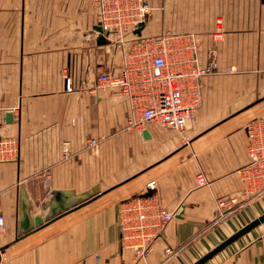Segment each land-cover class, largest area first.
Masks as SVG:
<instances>
[{"label": "crops", "instance_id": "0c3cea01", "mask_svg": "<svg viewBox=\"0 0 264 264\" xmlns=\"http://www.w3.org/2000/svg\"><path fill=\"white\" fill-rule=\"evenodd\" d=\"M149 1L142 35H191L203 62L211 50L219 62L201 78L202 103L183 131L130 126L126 98L99 87L123 57L113 35L98 42L97 0H0V137L16 147L0 161V264H191L264 213V195L223 215L217 202L241 195L246 126L264 116V2ZM151 179L176 214L138 258L121 244L120 204ZM22 185L35 214L53 188L99 193L21 235ZM204 264H264V222Z\"/></svg>", "mask_w": 264, "mask_h": 264}, {"label": "built area", "instance_id": "2783aa9c", "mask_svg": "<svg viewBox=\"0 0 264 264\" xmlns=\"http://www.w3.org/2000/svg\"><path fill=\"white\" fill-rule=\"evenodd\" d=\"M150 10L148 0H97V22L107 36H114L123 57L118 71L100 74L99 87L104 91L114 88L126 98L130 126L142 130L155 124L183 131L202 103L201 78L217 72L219 62L213 50L203 62L191 35L169 31L138 35L135 31L146 21ZM64 76L67 88H71L74 73L67 68ZM246 131L248 161L239 169L241 195L219 197L221 215L232 211L245 197L264 195V116L247 123ZM87 145L97 151L99 139L90 138ZM15 153L14 140L1 136L0 161ZM197 181L201 185L207 182L203 173L197 175ZM156 188L157 181L151 179L142 193L120 204L121 244L138 258L147 256L153 241L176 214L161 204ZM6 228L5 217L0 214V229Z\"/></svg>", "mask_w": 264, "mask_h": 264}, {"label": "water", "instance_id": "95a60500", "mask_svg": "<svg viewBox=\"0 0 264 264\" xmlns=\"http://www.w3.org/2000/svg\"><path fill=\"white\" fill-rule=\"evenodd\" d=\"M264 2V0H262ZM145 22L141 23L136 29L138 35L142 34V30ZM96 30L99 32L98 42H106V34L101 25H96ZM7 120L10 121L12 118V113H7ZM146 137L149 136L147 129L143 131ZM99 193V187L94 185L84 191H76L72 188H53L49 192V198L40 204V208L43 213L35 214L33 212V204L28 196L27 190L24 185L20 188V198H19V210H18V231L19 234H25L37 226L42 225L46 220H49L72 207H75L81 203H84L91 199L93 196ZM264 222V213L254 218L240 229L235 231L233 234L222 240L215 247L210 249L208 252L203 254L197 260L191 264H204L211 258L219 254L229 245L234 243L243 235L247 234L257 226Z\"/></svg>", "mask_w": 264, "mask_h": 264}, {"label": "rangeland", "instance_id": "374dc122", "mask_svg": "<svg viewBox=\"0 0 264 264\" xmlns=\"http://www.w3.org/2000/svg\"><path fill=\"white\" fill-rule=\"evenodd\" d=\"M149 1V0H148ZM149 3H150V1H149ZM150 6H151V9H152V5H151V3H150ZM151 11V10H150Z\"/></svg>", "mask_w": 264, "mask_h": 264}]
</instances>
